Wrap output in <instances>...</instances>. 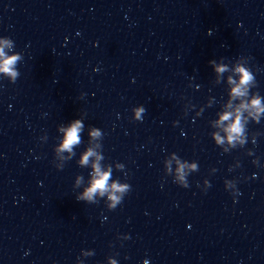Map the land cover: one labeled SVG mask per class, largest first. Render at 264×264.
<instances>
[{
	"label": "water",
	"instance_id": "water-1",
	"mask_svg": "<svg viewBox=\"0 0 264 264\" xmlns=\"http://www.w3.org/2000/svg\"><path fill=\"white\" fill-rule=\"evenodd\" d=\"M0 38L20 57L0 76V264H264V118L243 146L211 138L237 57L264 97V0H0ZM89 148L131 186L115 209L77 200ZM173 156L198 165L186 188Z\"/></svg>",
	"mask_w": 264,
	"mask_h": 264
},
{
	"label": "clouds",
	"instance_id": "clouds-1",
	"mask_svg": "<svg viewBox=\"0 0 264 264\" xmlns=\"http://www.w3.org/2000/svg\"><path fill=\"white\" fill-rule=\"evenodd\" d=\"M11 47L12 41L10 39L0 38V76L14 80L18 75L15 65L20 57L16 54H8V50ZM208 63L217 74H222L229 70L225 65H217L214 60H209ZM231 71L234 75L229 76L227 79L229 100L224 110L218 114L217 119L213 122V126L219 128L223 132V136L214 132L211 138L217 145L227 143L229 147H235L236 145L243 146L247 143L248 122L259 123L264 118V97L251 95L249 86L253 82L254 76L246 66L239 62V57H237V62ZM145 111L146 109L142 105L133 107L132 119H138ZM82 128V121L76 119L67 127L59 129L63 133V136L56 146V151L71 153L73 146L80 142L79 133ZM100 135L101 131L95 127L89 131L91 139H95ZM89 157L95 158L91 164V180L88 187L77 197V200L93 201L96 195L104 196L105 193H108L107 207L110 210L115 209L123 200L124 193L130 191L131 186L129 184H121L118 181H113L109 184L111 169L102 170L99 163L102 156L97 154L92 148L87 149L81 155L79 164L87 165ZM173 159H176L178 165L175 170L177 175L174 177V182L178 183L181 188H186L187 172L185 170L195 171L198 165L196 163L181 162L175 156H173ZM77 182H79V179ZM108 264H116V261L109 259ZM142 264H149V262L143 260Z\"/></svg>",
	"mask_w": 264,
	"mask_h": 264
}]
</instances>
